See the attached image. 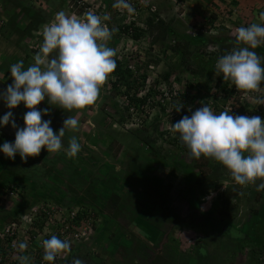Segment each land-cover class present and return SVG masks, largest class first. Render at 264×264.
<instances>
[{"label": "rangeland", "instance_id": "rangeland-1", "mask_svg": "<svg viewBox=\"0 0 264 264\" xmlns=\"http://www.w3.org/2000/svg\"><path fill=\"white\" fill-rule=\"evenodd\" d=\"M30 1L33 9L30 15L20 17L18 37L11 32L12 25L0 19V48H4L2 68L5 71L2 73L0 69V93L13 83L12 63L22 60L27 67L34 62L33 57L43 41L42 28L57 12L63 10L83 17L89 9L101 16L109 14L110 20L106 23L110 29H118L108 42L109 47L117 50L115 60L121 61L122 66L126 64L134 76L146 75V85L140 87L137 94L142 97L150 88L153 92H149L148 105L134 110L131 105L127 107L128 99L122 94L124 87L115 84L116 76H109L97 102L83 110H73L70 115L59 106L49 104L46 98L37 107L41 112L48 109L49 114L44 115L43 120H51L56 133L68 116L79 120V130H66L64 148L52 153L59 158H69L66 155L69 140L76 136L82 145L81 152L72 158L80 169L78 178L69 185V174L61 161L47 163L37 156L18 163L16 156L12 159L0 151V217L24 201L35 204L28 212L57 206L68 212L79 209L87 213L93 226L87 228L84 237L70 242L71 249L78 248L83 264H257L249 253L255 246L262 247L258 261L264 264V219L257 211L264 210V195L257 190L262 181L238 185L224 165L203 156L195 159L190 151H185L179 134L169 130L178 106H183L179 112L195 111L202 103L217 114L224 111L228 101L224 103L225 94H218L216 89L221 74L216 71V62L227 53L223 49L225 45L235 47L237 28L260 22L258 16L264 11V0H127L135 11L126 10L122 15L113 7L116 0ZM34 14L46 19L37 29L29 31L30 23L35 21ZM153 15L154 22L161 19L171 28L163 45L150 44L158 32L154 30L150 34L145 20ZM130 22L145 31L140 42L121 32ZM199 35L203 37L191 39ZM177 40L192 46L189 51L193 54L185 63L168 49ZM253 51L264 57V44ZM169 67L173 68V73L168 83L160 80L155 84ZM190 84L197 86L196 102L165 95L172 87L175 95L186 88L188 96H196V91L188 88ZM161 95L166 98L162 113ZM232 97L239 96L235 93ZM241 98L243 103L250 102V106H264L260 102L264 100V84L259 91L245 92ZM3 103L6 113L12 111L16 124L23 128L26 106L21 103L9 109L0 98V108ZM256 115L264 120L262 113ZM5 127L0 146L6 141H15L16 129L12 128L11 121ZM145 136L149 137L154 150L148 146L141 151L135 148ZM44 152L50 157L47 150ZM142 164L154 168L155 173L143 172L145 178L140 176ZM111 176L124 178L126 183L123 191L118 189L117 192L122 191L118 196L104 183ZM7 186L15 187L16 194L10 196ZM156 189L158 194L151 195V190L155 193ZM228 197L232 203L225 204ZM148 225L153 234L159 235V240L153 244L154 236L151 237ZM23 227L21 231L25 236L30 235L28 223ZM49 229L43 224L40 233L33 232L38 236L50 234ZM33 263L30 260V264Z\"/></svg>", "mask_w": 264, "mask_h": 264}, {"label": "clouds", "instance_id": "clouds-1", "mask_svg": "<svg viewBox=\"0 0 264 264\" xmlns=\"http://www.w3.org/2000/svg\"><path fill=\"white\" fill-rule=\"evenodd\" d=\"M113 7L129 13L135 11L127 0H116ZM109 20V14L101 16L92 9L83 17L61 10L43 26V41L33 57L34 62L25 67L21 60L10 66L13 83L0 93V98L9 109L23 103L28 111L23 117V128L16 124L12 111L0 120L4 126L11 121L12 128L16 129L14 143L6 141L0 146L7 157L15 159L18 153L27 162L45 148L48 153H58L64 148L66 130H79V120L68 116L57 134L51 120H43V116L49 114L48 109L41 112L37 106L47 98L49 104L72 112L97 102L102 87L117 68V50L109 47L108 42L118 29H110L106 23ZM258 20L260 22L236 29L235 47L215 65L216 71L223 74V80L230 81L241 92L259 91L264 84V57L253 51L264 44V11L259 13ZM182 107L178 106L176 111ZM169 130L179 134L195 159L203 156L224 165L238 185L264 181V120L260 116L233 115L228 110L217 114L202 103L190 117L184 116L171 124ZM81 150L78 138L71 137L66 155L75 158ZM257 190H264V182ZM42 247L43 259L50 264L62 253L71 251V243L56 235L44 239ZM26 249L27 243L19 244V251ZM19 260L20 264H30L27 255L20 256ZM73 264H83V261L74 259Z\"/></svg>", "mask_w": 264, "mask_h": 264}, {"label": "trees", "instance_id": "trees-1", "mask_svg": "<svg viewBox=\"0 0 264 264\" xmlns=\"http://www.w3.org/2000/svg\"><path fill=\"white\" fill-rule=\"evenodd\" d=\"M20 13H23V14L29 13L28 8H25L23 10L20 9V12L16 13V15H19ZM33 17H35V21L30 23L29 31L37 29L38 26L40 24L44 23L45 19H46V18L42 17L40 14H34ZM155 18L156 17L153 15L150 18H147L145 20L146 27H148V31L150 32V34H151V31H154V30H156L158 32V34L156 36H153V39L151 40L150 44L151 45H154V44L163 45L164 38L166 37L167 33L170 32L171 28H170L169 25H167L161 19L157 18V21L154 22ZM8 23L12 25L11 26L12 31L21 33L20 30L18 31V27H17L18 26V22L16 21V17L15 16H14V18H10ZM121 32L124 35H126L127 37H129L132 40H134L135 42H140V40L143 37L145 31L143 29H141V28L132 26L131 22H130V24H127V25H125L122 28ZM200 36H202V35H199V36H196V37H191V39L192 40H196V38L200 39L201 38ZM190 45L191 44H188L186 42L182 43L180 40H177L173 44L172 47H170V48L167 47V48L178 55L180 62L185 63L186 59L189 58L188 56L193 54L192 51L191 52L189 51V48H192V46H190ZM223 49H225L227 52H230V50H232L233 48L230 45H225L223 47ZM116 63H117V68L115 69V71L110 76H116L115 77L116 78L115 84L119 83L122 87H124V90H123L122 94H123V96H125L128 99L127 107H131L132 106V108L134 110H139V108L141 106L148 105V102H149V99H150L149 92H151V93L153 92L152 88H150L149 92L144 94V96L137 97V93H138L140 87H145V85H146V79H147L146 75L142 74V75H139V76H134V74L129 70V68L127 67L126 64H124V66H122L123 63L121 61H119V60H116ZM187 71H191V70L187 69ZM171 73H173V68L172 67L167 68L166 70L163 71V73L160 74V79L155 80L154 83L155 84H159V81L162 80L164 83L167 84L168 81H169ZM218 81H219V83L216 86V89L218 90V94H222V93L225 94L224 96H226L227 100L223 101L224 103H226L227 101L230 102L232 95L236 93V91L234 90L235 86L230 81H224L222 73L220 74V76L218 78ZM188 88H191V89L195 90L196 91L195 92L196 96H191V97L188 96L186 94V92H185L186 88H181L179 90V92L176 93V95H175L174 89L172 87H170V91L168 92L167 96H169L171 98L179 97L182 100H189L190 99V100H192V102L193 101L194 102L198 101L197 94L199 92L197 90V86H193V85L190 84V85H188ZM244 93L245 92H241L240 91L239 94H237L239 97L238 98H233L232 97L234 100H232L230 102L233 105L237 104L241 111H247V110H249L251 108L250 103L248 101L245 102V103L242 102L243 99L241 98V96ZM160 99H162L161 102L162 101L163 102L160 103V105H159V103H157V105L160 106V112L162 113V111H164V106L163 105H164V101H165L166 98L163 95H161ZM56 106H58V105H56ZM151 106H153V105H151ZM200 107L201 106H199V108ZM242 108H244V109H242ZM256 109H257V111H259L260 113H262L264 115V106H261L259 104L256 107ZM64 111L66 112L65 114L70 115V112H68L67 110H64ZM125 111H127V109H125ZM193 112H194L193 110H189L188 112H182V111L181 112H176V117L174 118L173 123L175 124L176 122L181 120L184 116H189L190 117ZM53 131L56 132L55 130H53ZM57 134H58V132H57ZM148 138H149L148 136L141 137L140 138L141 143H139L140 146L136 145L135 148H137V149H139L141 151L142 147L148 146L150 149L154 150L153 145H152L150 139H148ZM13 143H14V141H13ZM184 149H185V151H190V149H188L186 145H185ZM44 150L46 151L47 149L46 148L42 149L41 154L38 157L41 158L42 160H44L47 163L53 162L52 164L57 163V161H61L63 163V168H65V170L69 174V178H70L69 185L70 184L73 185L74 181L78 178V174L80 172V169L73 162V159L72 158H67L66 156H61V158H59L56 155L55 156L52 155V153H49L48 155L50 157H47V156H45L46 153L44 152ZM16 158L18 159V163H19L21 161V157H20V155L18 153L16 154ZM71 161H72V163H71L72 166L71 165L69 166L68 164ZM65 163H67V164H65ZM140 166L143 168L142 171H139V175L140 176L144 175V174H142L143 172L145 174H150V172L155 173V169L152 168V167L150 168L148 165L142 164ZM40 170L42 172L44 171V170H42V168ZM26 175H28V174H26ZM143 177L145 178V175ZM262 182H264V181H262ZM104 183H106V184L108 183L107 184L108 189L111 190L113 192V194H115L117 196H118V194H122V191H123V187L122 186L124 184H126V183H124V178H119V179L115 178V179H113L112 176H111V178H109V180L106 179V182H104ZM6 189H8L7 190L8 192L12 191L14 194H16V189L13 186H7ZM118 189L122 190V191L117 192ZM261 191H262L263 194H260V195L262 196V195H264V190H260V192ZM150 193H152L151 195H156V194H158V189L155 190V193H153L152 190H151ZM236 193H237V191L234 192V197H236L235 196ZM27 199L24 198V200L28 201ZM230 199L231 198H229V197L227 199H225V204H227L228 202H231ZM34 205H35L34 203H27L25 201L19 203L18 207H16L15 210H12L6 216H1L0 217V229L3 228V226H5L7 224H12V223L20 224L21 223V217L24 216L28 212V209L30 207L34 206ZM232 207L235 208L234 206H232ZM222 209H223V207H222ZM257 211L259 213V217L264 219V210L259 208ZM28 214H30V211L28 212ZM80 214H82V213L78 214L79 218H81ZM44 221H46V215H45V213L43 212V209H42V210H39V212L35 214L34 219H33V224L29 225L30 228H31L30 235H34L35 234L33 232L34 230L37 231L36 233H40L42 231V225L44 224ZM150 226L148 225V227H147L149 231H151V227ZM152 236H154V238L152 239V244H153L155 242V240L157 239L158 235H155L152 232L151 233V237ZM46 239H48V238L46 237ZM10 241H11V237H8V238L5 239L4 243H6V245L0 246L1 252H4L5 248L9 247L8 244L10 243ZM254 248L255 249H252L249 252L250 255H251L250 258H251V260L256 259L255 261H257V264H261V262L258 261V256L260 257L261 251L263 249H262V247H259V246H255ZM42 249H43V247H42ZM79 254L80 253H78V248L77 247L72 248L70 252H67L66 254L62 253L61 255H59L55 259V261L51 262V264H73V260L74 259H79ZM262 256L264 257V253H263ZM42 257H43V255L40 254V252H37L33 256L31 255V258H32L31 261H32V263L34 262L33 264H38L39 261L42 259ZM263 259L260 258V260H263ZM29 260H30V258H29ZM48 264H50V262Z\"/></svg>", "mask_w": 264, "mask_h": 264}, {"label": "built area", "instance_id": "built-area-1", "mask_svg": "<svg viewBox=\"0 0 264 264\" xmlns=\"http://www.w3.org/2000/svg\"><path fill=\"white\" fill-rule=\"evenodd\" d=\"M117 11L120 13V15H122L126 10L117 9ZM132 21H135V19L132 18ZM234 90L237 94H239L240 91H238L236 88H234ZM165 95L167 96V94ZM137 97H140V95L137 94ZM224 110H228L229 113L233 115L254 116L257 113L261 114L259 111H257L256 106H251V108L247 111H241L237 105H233L230 102H227ZM254 110H256L257 113ZM131 111H133V109H131ZM13 194L14 193L12 191L9 192L10 196ZM42 209V207L35 208L30 212L29 215L22 216L20 224H7L0 229V246L6 245V243H4L5 239L11 237V241L8 244L9 247L5 248L4 252H1L0 250V264H20L19 257L23 255H27L30 260H32L31 255L33 256L37 252H40V254L44 255L42 241L46 239V237L50 239L52 235H56L61 240L66 239L69 242H75L77 237H84L88 227L93 226L92 223H90V217H87V213H83L79 209L68 212L67 210H63L55 206L49 209H43V212L46 215V221L44 222V225L45 228H50V234L45 233L39 236L37 234L25 236V233L22 232L21 229L24 228L23 226L25 223H28V226L32 225L35 214ZM79 213H82L80 214L81 218L78 216ZM22 242L27 243V249L24 252L19 251V244ZM48 263L49 262L45 261L42 257L38 264Z\"/></svg>", "mask_w": 264, "mask_h": 264}, {"label": "crops", "instance_id": "crops-1", "mask_svg": "<svg viewBox=\"0 0 264 264\" xmlns=\"http://www.w3.org/2000/svg\"><path fill=\"white\" fill-rule=\"evenodd\" d=\"M43 1H49V0H43ZM31 4H32V2L30 0H0V10H3L2 12L0 11V13H1L0 14V19L5 21V22H9L10 18H14L15 13L20 12V9L23 10L25 8H28V11L30 13V10L33 9ZM29 13H27V14L20 13L19 15H17L16 21L19 23L20 17L22 15L23 16H25V15L28 16ZM29 21H31V20H29ZM0 30H2V28H0ZM11 32L14 33L15 31H11ZM14 35H16L18 37V33L17 32H15ZM0 37H1V34H0ZM3 51H4V48H0V62H1L0 63V69L4 65V60H3L4 57H2V52ZM11 62H13V61H11ZM2 70H3L2 73H5L4 68H2ZM0 77H1V75H0ZM1 83L4 84L3 82H1ZM1 106L2 107L0 108V111H1L2 114L0 115V120H2L1 118L6 114V111H5L6 108H5L4 103ZM5 129H6V127L4 125L0 124V136L5 137V135H2V133H4L2 131L5 130ZM157 239L159 240V235H158Z\"/></svg>", "mask_w": 264, "mask_h": 264}]
</instances>
